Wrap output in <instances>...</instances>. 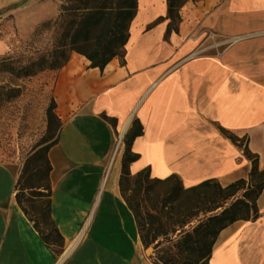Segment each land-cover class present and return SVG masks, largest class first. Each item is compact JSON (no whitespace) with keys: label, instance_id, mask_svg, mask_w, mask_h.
Returning <instances> with one entry per match:
<instances>
[{"label":"crops","instance_id":"crops-1","mask_svg":"<svg viewBox=\"0 0 264 264\" xmlns=\"http://www.w3.org/2000/svg\"><path fill=\"white\" fill-rule=\"evenodd\" d=\"M190 2L180 9L178 30L165 40L167 20L148 30L146 26L166 15V0H138L124 64L114 57L101 71L72 52L54 73L52 93L61 125L47 152L50 213L64 238V250L57 255L42 241L16 202L18 171L0 162V264H152L119 185L122 139L134 118L140 120L143 134L132 144L140 157L129 166L131 176L149 166L151 178L175 173L187 187L208 178L223 186L246 178L250 161L218 126L247 136L248 149L258 154L259 167L264 168V72L248 74L225 61V36L201 26L216 0H200L196 12ZM11 3L18 13L30 0H0V10ZM263 7V0L228 4L230 13ZM185 8L191 15L182 14ZM7 51L0 37V55ZM102 114L115 118L116 125ZM203 130L210 134L201 140ZM173 135H178L175 142ZM200 170L208 173L202 176ZM257 206L256 220L230 224L213 249L228 231L226 239L241 251L254 252L242 254L241 264H264V189Z\"/></svg>","mask_w":264,"mask_h":264},{"label":"trees","instance_id":"trees-1","mask_svg":"<svg viewBox=\"0 0 264 264\" xmlns=\"http://www.w3.org/2000/svg\"><path fill=\"white\" fill-rule=\"evenodd\" d=\"M188 1L166 0V15L155 18L146 26V30L167 20L164 39L168 40L170 34L178 30L180 9ZM137 4L138 0H63L60 11L64 24L51 54L42 55L21 66H14L9 58L3 59L0 72L21 78L44 69L57 71L66 64L72 52L85 56L90 62L89 67H97L101 71L114 57L124 64L125 46ZM10 89L18 91V88ZM46 115L48 135L43 140L44 145L25 160L15 185V199L42 241L60 255L65 242L51 218V165L47 156L49 147L57 141L61 125L55 113L54 100L48 106ZM102 118L112 126L116 125L115 118L105 114H102ZM218 129L224 137L242 148L251 165L246 178H238L225 186L215 178H208L184 187L175 173L163 179L151 178L149 166L131 176L129 166L140 157L132 151V144L136 137L143 134V126L138 118L132 120L123 136L120 192L136 220L140 240L146 248L151 244L159 247L162 244L159 240L161 236L166 238V242H171L167 248H160L161 253L152 264H209L214 244L223 229L235 221H254L260 216L257 200L264 189V168L259 167L258 154L248 149L247 136L239 137L221 126ZM155 183L166 188L164 195L154 204L158 214L148 213L152 221H139L140 204L134 197L142 194L144 198H149ZM200 215L203 217L199 218ZM194 221L196 224L185 229ZM146 224L151 227L143 232ZM173 235H176L175 238H172Z\"/></svg>","mask_w":264,"mask_h":264},{"label":"rangeland","instance_id":"rangeland-1","mask_svg":"<svg viewBox=\"0 0 264 264\" xmlns=\"http://www.w3.org/2000/svg\"><path fill=\"white\" fill-rule=\"evenodd\" d=\"M230 3L235 7L239 5L240 0H216L215 7L207 11L200 24L225 36L227 41L221 45V49H226L223 55L225 61L248 74L264 72V7L230 13ZM27 4L26 8L18 13L13 11L18 6L12 3L0 10V37L8 44V51L0 55V62L9 58L14 66H21L42 55H49L62 32L64 23L60 7L63 0H30L28 6ZM190 6L191 11L196 12L201 9L200 0H191ZM182 14L191 15L186 8ZM55 72L56 70L44 69L21 78L8 72H0V162L14 167L18 173L21 172L25 160L44 145L43 140L48 135L46 110L53 100ZM10 88H18V91L13 92ZM206 132L205 134V130L202 131L201 140L209 136L210 131ZM177 136L173 135L171 141H177ZM185 136L187 142V131L184 132ZM190 142H193V139H190ZM234 152V157L237 158L239 152L237 149H234ZM149 155L147 154L146 158ZM155 159L157 162V158ZM200 171L202 176L208 173L207 170ZM183 186L187 187L184 183ZM165 191L166 188L162 184L155 183L149 198H144L142 194L134 197L133 193V197H137L140 204L139 221L153 220L148 217V213L158 214L154 204H157ZM127 194H130V191H127ZM202 217L200 215L199 218ZM194 224L196 221L185 226V229ZM150 227V224H146L143 232ZM228 233L227 231L221 236L224 241L216 253L212 252L209 264H241L242 254L249 257L254 253L246 248L241 251L239 245L232 243L233 240L226 239ZM165 239L159 237L162 243L159 247H154V244L144 247L148 250L152 262L156 261L162 249L171 244Z\"/></svg>","mask_w":264,"mask_h":264},{"label":"bare ground","instance_id":"bare-ground-1","mask_svg":"<svg viewBox=\"0 0 264 264\" xmlns=\"http://www.w3.org/2000/svg\"><path fill=\"white\" fill-rule=\"evenodd\" d=\"M141 18V13L139 12L136 19L133 21V24H132V27H131V31L134 32L135 31V27H136V24L137 22L140 20ZM119 146V143L117 145V147ZM218 250V247H216L215 249H213V252L216 253Z\"/></svg>","mask_w":264,"mask_h":264},{"label":"built area","instance_id":"built-area-1","mask_svg":"<svg viewBox=\"0 0 264 264\" xmlns=\"http://www.w3.org/2000/svg\"><path fill=\"white\" fill-rule=\"evenodd\" d=\"M118 145V144H117ZM117 145H116V150L115 151H117Z\"/></svg>","mask_w":264,"mask_h":264}]
</instances>
